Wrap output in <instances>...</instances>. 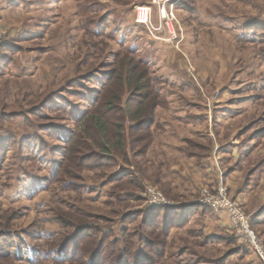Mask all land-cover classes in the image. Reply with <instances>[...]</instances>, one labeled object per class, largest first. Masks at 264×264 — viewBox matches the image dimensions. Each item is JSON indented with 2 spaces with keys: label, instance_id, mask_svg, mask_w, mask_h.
<instances>
[{
  "label": "rangeland",
  "instance_id": "1",
  "mask_svg": "<svg viewBox=\"0 0 264 264\" xmlns=\"http://www.w3.org/2000/svg\"><path fill=\"white\" fill-rule=\"evenodd\" d=\"M150 3L0 0V264H261L209 237L201 201L224 180L264 240V0H181L171 28L153 10L158 34L137 23ZM121 64L149 89L113 85ZM98 114L106 134L72 145ZM178 208L195 213L168 229Z\"/></svg>",
  "mask_w": 264,
  "mask_h": 264
},
{
  "label": "built area",
  "instance_id": "2",
  "mask_svg": "<svg viewBox=\"0 0 264 264\" xmlns=\"http://www.w3.org/2000/svg\"><path fill=\"white\" fill-rule=\"evenodd\" d=\"M180 1L181 0H151L149 5L137 8V23L147 26L151 31L158 34L160 32L158 28H153L147 21H140V14L142 12L146 13V18L148 14H151L149 17L152 19L153 10L158 9L161 23H166L171 28L172 22L176 20L173 12L180 4ZM169 11L172 12L170 13ZM11 38V31L7 28L0 27V45L8 42ZM215 160L218 164L217 157H215ZM221 174L223 176V173ZM148 197V204L152 209L172 207L168 199L155 189H148ZM201 202L209 207L215 215L227 219L234 240H236L240 247L251 251L260 263L264 264V240L256 233L252 226L253 214H247L241 202L230 197V188L227 184L225 185L224 180L220 182L214 191L205 189L202 192Z\"/></svg>",
  "mask_w": 264,
  "mask_h": 264
},
{
  "label": "trees",
  "instance_id": "3",
  "mask_svg": "<svg viewBox=\"0 0 264 264\" xmlns=\"http://www.w3.org/2000/svg\"><path fill=\"white\" fill-rule=\"evenodd\" d=\"M258 24V23H257ZM248 31V33L254 35L255 37L258 38V33L260 32H257L258 30L260 29H256L254 28L253 29V26H249L247 27L246 29ZM257 30V31H256ZM253 31V32H251ZM256 31V32H255ZM261 38V37H260ZM141 70L139 69V67L137 66H133L131 64L127 65V64H121L120 67H119V72L116 76L113 77V85L116 83H120L121 80L123 81L122 84L127 87H129V90H135L137 92H144L145 90H148L149 87H148V84H144L145 80H143V77L141 75ZM142 99L136 104V107H132V105H129L128 107V110H125L126 114H127V117L130 118L131 121L135 122L136 124H140V120L143 121V119L145 118V116L147 115V111L149 112L150 110V105H146V101L148 100V95H142ZM110 106V105H109ZM157 107V106H156ZM120 110L122 112L123 109L120 108ZM125 114V116H126ZM91 120L92 123L90 126H85L87 125V122ZM81 124H84V129L83 131H81L82 133V137H80V135H74V137L72 136V145H75V144H80V140L82 138H86L87 139V135L90 137V139H94V137L92 136V134L90 133L91 131H93V128H94V131H98L100 133V135L103 134H106V125L104 124L103 120H102V117L101 115H96V116H93L91 117L90 119L86 118V119H83L81 121ZM48 128H52V127H48ZM46 128V129H48ZM117 132H116V140H115V143H114V147H115V150H121L123 149V146L125 144V137H124V129H123V126L122 125H117ZM134 130V128L132 129ZM90 141L86 142L87 144L89 143ZM93 144H97L95 142H93ZM71 145V146H72ZM98 146V145H97ZM67 160H71L70 157H67ZM185 208V207H184ZM184 208H178V209H162L163 212L162 214H165V216L167 215L168 212H173L175 217L177 216H183V219L180 220L181 224H179V226H181L183 223H187L188 222V219H186V216H189L191 215L192 213H195L194 211H188L189 213L186 212L185 213H180L182 211H179V210H185ZM189 209V208H188ZM165 211V213H164ZM174 218V217H173ZM169 219L167 216H166V220H165V225H168V229L172 228L173 226L171 224H175L174 221L175 219ZM177 222V221H175Z\"/></svg>",
  "mask_w": 264,
  "mask_h": 264
},
{
  "label": "crops",
  "instance_id": "4",
  "mask_svg": "<svg viewBox=\"0 0 264 264\" xmlns=\"http://www.w3.org/2000/svg\"><path fill=\"white\" fill-rule=\"evenodd\" d=\"M214 215H213V217L216 218V221L214 222V218L212 219L211 218L212 216H210L209 219L211 218L212 220L208 221L206 223V225L208 227L207 233L209 234V237L212 239H216L218 241L219 239L224 240L225 238H227V236H232L231 231L227 230V228H228L227 226H229V225L227 224L225 219L218 217L217 215H215V216ZM261 217L264 218V216H261ZM225 240H227V239H225ZM233 240H234V238H233ZM229 241L231 242L232 239L229 238ZM227 243H228V240H227ZM211 244H214V241H212ZM215 244H218L219 246H223V245H220L221 242H217ZM224 247H228L227 244ZM241 250H243V249H241ZM240 252L242 253V258L245 259L246 261L250 262V258H251V262L257 263L259 261L254 255L250 256L251 253L247 252V250H243V252L242 251H240ZM258 264H259V262H258Z\"/></svg>",
  "mask_w": 264,
  "mask_h": 264
},
{
  "label": "bare ground",
  "instance_id": "5",
  "mask_svg": "<svg viewBox=\"0 0 264 264\" xmlns=\"http://www.w3.org/2000/svg\"><path fill=\"white\" fill-rule=\"evenodd\" d=\"M151 13H152V11H151ZM142 14H143V12L140 14V16H141ZM149 15H151V14H148V17L146 18V13H145V20H141V19H140V21H141V22H146V21H147L148 24H150V25L152 26V21H153V20L149 17ZM157 16H158V15H157ZM152 18H153V14H152Z\"/></svg>",
  "mask_w": 264,
  "mask_h": 264
}]
</instances>
